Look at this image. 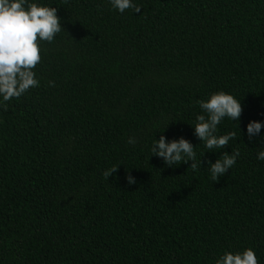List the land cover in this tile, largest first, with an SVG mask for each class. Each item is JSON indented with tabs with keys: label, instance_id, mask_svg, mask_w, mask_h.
Returning <instances> with one entry per match:
<instances>
[{
	"label": "trees",
	"instance_id": "1",
	"mask_svg": "<svg viewBox=\"0 0 264 264\" xmlns=\"http://www.w3.org/2000/svg\"><path fill=\"white\" fill-rule=\"evenodd\" d=\"M29 2L57 8L63 29L39 41V86L0 97V264H215L249 247L264 264V127L247 133L264 124V0H132L138 14ZM219 91L243 112L209 150L197 101ZM161 135L202 165L168 167L151 151ZM236 150L213 181L208 162Z\"/></svg>",
	"mask_w": 264,
	"mask_h": 264
},
{
	"label": "clouds",
	"instance_id": "2",
	"mask_svg": "<svg viewBox=\"0 0 264 264\" xmlns=\"http://www.w3.org/2000/svg\"><path fill=\"white\" fill-rule=\"evenodd\" d=\"M114 9L123 14L128 9L141 13V8L132 0H110ZM61 19L55 7H48L29 0H0V97L3 102L19 98L30 89L39 86L34 69L41 62V48L39 41L51 43L55 36L61 32ZM55 86L54 82H49ZM203 115L196 117L194 126L195 136L205 144L206 148L224 149L229 141L236 136L235 132L217 135L218 125L224 118L239 121L243 112L242 104L231 94L224 91L212 93L206 100L197 101ZM264 124L252 121L247 126L249 139L258 135ZM129 144H135L136 139L130 137ZM194 146L181 137L168 142L161 135L152 146L153 156L163 159L168 167H173L181 161L184 164L191 162L190 168L197 170L202 161H196ZM238 150L229 155L224 152L215 163L208 162V170L213 181H218L231 169L239 157ZM258 159L264 161V150L257 153ZM118 168L103 172L109 178ZM126 179L129 185H134L136 180L131 176V171L126 170ZM215 264H259L254 250L249 247L242 252L227 251L221 255Z\"/></svg>",
	"mask_w": 264,
	"mask_h": 264
}]
</instances>
